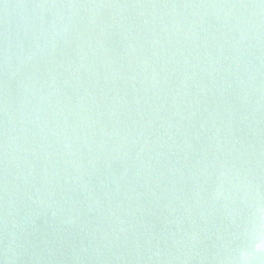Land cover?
I'll use <instances>...</instances> for the list:
<instances>
[{
    "label": "water",
    "instance_id": "1",
    "mask_svg": "<svg viewBox=\"0 0 264 264\" xmlns=\"http://www.w3.org/2000/svg\"><path fill=\"white\" fill-rule=\"evenodd\" d=\"M0 264H264V0H0Z\"/></svg>",
    "mask_w": 264,
    "mask_h": 264
}]
</instances>
